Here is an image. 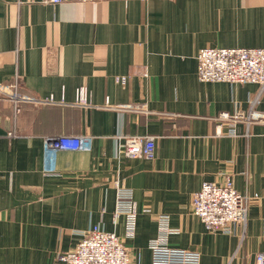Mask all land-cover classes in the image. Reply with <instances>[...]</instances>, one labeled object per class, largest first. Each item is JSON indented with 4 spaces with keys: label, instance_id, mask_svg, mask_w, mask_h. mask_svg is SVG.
I'll list each match as a JSON object with an SVG mask.
<instances>
[{
    "label": "crops",
    "instance_id": "crops-1",
    "mask_svg": "<svg viewBox=\"0 0 264 264\" xmlns=\"http://www.w3.org/2000/svg\"><path fill=\"white\" fill-rule=\"evenodd\" d=\"M204 48H264V0H0V264H57L97 224L135 264H152L160 215L178 231L168 243L200 252L202 264H257L264 123L249 117L264 113V90L202 82ZM79 88L88 106L77 105ZM10 94L23 99L20 114ZM222 114L245 116L237 135ZM59 136L91 137L93 148L60 152L57 173L46 174L45 144ZM135 136L156 138L155 159L117 156ZM228 175L249 198L234 235L208 231L192 213L202 185ZM116 180L150 210L133 239L114 221Z\"/></svg>",
    "mask_w": 264,
    "mask_h": 264
},
{
    "label": "built area",
    "instance_id": "built-area-1",
    "mask_svg": "<svg viewBox=\"0 0 264 264\" xmlns=\"http://www.w3.org/2000/svg\"><path fill=\"white\" fill-rule=\"evenodd\" d=\"M69 0H41L45 5H59ZM198 77L204 83L224 82L230 84H258L264 90V48H206L197 55ZM118 83L126 84L128 78H116ZM3 90V88L1 89ZM15 104V113L20 114L19 95H11ZM77 105L88 106L91 100L90 92L79 88L76 94ZM48 102H54L51 96ZM250 121L264 123V113L253 112ZM222 122H234L229 130L230 135H237L235 123L245 120V116H229L222 114ZM219 135L223 134L220 125ZM14 133L8 136L14 137ZM93 148V138L87 136H59L48 140L45 144L44 172L54 175L57 173V159L63 151L90 152ZM117 156L124 155L129 159L156 158V138L128 137L124 145L116 150ZM117 200L114 221L123 220L125 237L133 239L137 232V221L141 210L134 199V193L119 180L115 182ZM249 198L235 187L233 175H228L221 184L205 182L201 189L194 194L192 213L213 233L226 235L236 234L237 228L247 223ZM159 235L149 244L152 252V264H202V254L198 251L172 247L168 236L178 231L170 226V218L166 215L158 217ZM81 241L77 247L68 253L61 254L57 264H135L132 255L124 241L114 232H108L100 224L87 232H81ZM257 264H264V252L256 257Z\"/></svg>",
    "mask_w": 264,
    "mask_h": 264
},
{
    "label": "rangeland",
    "instance_id": "rangeland-1",
    "mask_svg": "<svg viewBox=\"0 0 264 264\" xmlns=\"http://www.w3.org/2000/svg\"><path fill=\"white\" fill-rule=\"evenodd\" d=\"M204 49H206V48H204ZM203 50V49H202ZM201 51V50H200Z\"/></svg>",
    "mask_w": 264,
    "mask_h": 264
}]
</instances>
